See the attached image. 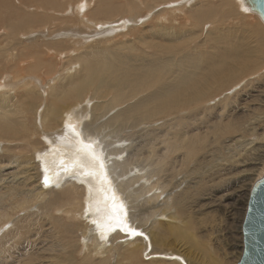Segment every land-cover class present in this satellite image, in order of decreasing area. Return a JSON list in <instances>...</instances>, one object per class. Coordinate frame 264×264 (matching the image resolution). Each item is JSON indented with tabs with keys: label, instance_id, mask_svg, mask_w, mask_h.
<instances>
[{
	"label": "bare ground",
	"instance_id": "6f19581e",
	"mask_svg": "<svg viewBox=\"0 0 264 264\" xmlns=\"http://www.w3.org/2000/svg\"><path fill=\"white\" fill-rule=\"evenodd\" d=\"M31 1L18 3L17 6L19 10L28 12L21 20L35 28L21 26L14 30L11 27L0 29V32L4 30V34L11 35L5 46L0 45V231L6 224L13 225L10 231L1 233L0 264L19 263L18 251L24 247L21 241L33 226L34 214L46 218L49 226L46 235L56 239L53 241L48 238L52 240L50 248L56 247L60 253H52L57 258L56 263L53 262L55 264H109L115 260V264H139L142 249L149 264H186L184 256L180 257L182 255L177 253L163 254L166 253L165 249L159 255L156 253L158 248L154 247L155 236H159L156 237L159 244L160 240L163 242L162 237L159 240L160 236L166 231L167 234L184 233L179 226L182 222H179L180 215L184 214L183 193L172 196L184 181L177 180L175 185L165 182L160 184L158 175L164 168L167 156L182 151L180 156L186 157H176L175 165L170 169L174 174L177 158L190 161L203 150V155H208L207 148L218 141L215 138L221 139L230 129L236 136L239 134L240 139L233 142L236 144L243 139L241 133H244L245 128L252 127L245 120L246 116L244 120L243 117L229 119L232 115H226L224 111L228 106L227 101L236 97L243 85L251 84L264 70V23L260 15L253 12L244 0ZM4 4L5 0H0V5ZM125 6L129 7V11H125ZM146 7L149 10L160 8L158 11L152 9L153 13L146 12V15L153 16L151 22L164 20L160 17L165 16L167 10L174 12L177 17L171 20L175 27H168H178V30L186 25H204L206 21L214 25L217 22H214L215 17L224 10H228L235 20L244 15L248 22L250 19L256 22L255 27L250 24L245 27L252 37L236 33V27L241 26L237 21L220 33H216L222 30L219 28H216L218 30L215 33L214 30H206L210 32L206 42L211 48L214 47L211 52L205 51L203 43L200 47L205 50L194 47V51L189 53L190 48H186L187 53L181 55V47L175 49L166 43L144 45L143 49H137L143 55H128L124 51V40L120 42L121 38L147 23L137 15L139 9L143 11ZM247 12L255 14V18ZM71 18L73 21H70ZM4 20L0 12V21ZM5 23L6 20L4 26ZM73 25L95 31L86 39H81L77 34L71 35L72 31L67 34ZM150 27L166 32V26L158 25L157 22ZM28 32H35L37 37L33 39V35H25ZM173 33H170L171 36H174ZM212 33L216 35L215 38ZM165 34L163 36H167ZM190 34L192 36L193 33ZM193 37L198 38L199 34ZM106 42H110L107 46L114 45L113 48H99ZM17 46L19 49L16 50ZM131 49L136 51V48ZM156 53H161V56L154 59ZM174 55H178L179 59ZM42 70L43 73H40ZM160 80L165 82L157 85ZM232 83L234 86L224 91ZM90 91L92 95L89 99L99 100L100 104L85 100ZM220 91L224 92L217 96ZM107 95L109 100L104 103ZM221 96H224L220 99L223 106H219L218 112L217 100ZM228 96L231 98H226ZM116 106L122 108L113 111ZM200 110L214 115L213 122L206 130L213 133L211 138L214 136L216 141H207L206 136L190 128L198 120L201 125L207 120L205 117L198 118ZM161 127L165 128L161 133H167L170 145L164 143V146L156 149V144H153L147 148L150 141L157 140L159 133H156ZM58 129L57 138L63 137L67 144L77 148V152L56 153L54 157L58 162L57 165L52 164L55 168L52 169L46 162L50 158L44 159L46 152L43 148H47L54 136L53 132L56 133ZM191 130L192 133L188 134ZM34 136L36 140L31 142L29 139ZM142 139L146 142H142ZM59 144L68 146L64 140H60ZM125 151L128 153L124 159L120 153ZM137 160L140 161L137 164L140 165L139 171L131 165L132 170H135L131 172L129 165H135ZM178 164L180 170L185 167L182 161ZM259 165L260 162L253 165L249 170L250 175H255ZM262 165L253 185L264 176V162L261 161ZM59 166L62 168L61 173L57 170ZM146 166L149 168L146 169ZM10 168L13 170L9 171ZM166 169L169 170L168 167ZM163 171L165 174L168 172L165 169ZM140 179L144 180L145 185L136 188L138 182L141 184ZM139 194L145 196L143 202ZM158 200H161L162 209L169 210L172 206L180 208L175 214H169V222L165 227L155 221L147 223L154 214H161L160 207L156 206ZM144 206L147 208L143 209ZM245 206L246 203L241 210V228ZM140 225L144 227L142 230L139 229ZM61 228L71 234L72 240L65 233L60 238ZM131 229L141 235H131ZM113 240L122 242L114 247ZM78 241L86 251H92L91 245L94 247L97 251L95 261L86 258L85 254L84 257L81 255L79 261L75 260ZM70 244H75V249L69 250ZM15 246L18 250H14ZM49 250L51 253L52 249ZM101 255H106V259H100ZM121 255L128 256V259L119 260ZM217 264L224 262L218 261Z\"/></svg>",
	"mask_w": 264,
	"mask_h": 264
},
{
	"label": "rangeland",
	"instance_id": "374dc122",
	"mask_svg": "<svg viewBox=\"0 0 264 264\" xmlns=\"http://www.w3.org/2000/svg\"><path fill=\"white\" fill-rule=\"evenodd\" d=\"M5 2H6V4H4L3 6L0 5V12H2V17L6 20L5 26H4L5 20H4V22L0 21V29L1 30L6 29L7 27H11L13 30L19 29V28H21V26L34 27L33 25H31L29 23H25L24 20H21V19H23L24 16L28 15V12L23 10V9L19 10V8L17 6L18 3L22 2V4H25L26 2H32L31 0H5ZM152 2L153 1H151V3ZM154 2H156V1H154ZM155 7L152 8L154 11H158V9L160 10L159 7H157V9ZM148 8L143 10V11L141 9H139L140 11L137 10L138 11L137 15L139 16V18L142 21L145 20V22H147V23H145L144 25H141V26L139 25L140 28L137 27L138 29H136L134 31H130V33H128L127 35H125L121 38L120 42L122 43V40H124V44H126L124 51L128 55H131V54L143 55V53H141V51H138V50L143 49L142 47L144 45L145 46H156V44L166 45V43L169 45V46L167 45L168 47H174L175 49H178L179 47H181V49L179 51V52H181L180 53L181 55H184V52L187 53L186 51H188L187 49H189V48H190L189 53L193 52L194 47H198L199 50H205L206 49L205 51L211 52L212 48H214V47L211 48V45H209V42H206V36L208 37L211 31L214 30L213 32L215 33V30H218L216 28H219L222 30H220L219 32H216V33H220L223 30H227V28H229V26L235 25V23L237 21L238 24L239 23L241 24V26L236 27V29H238V32L236 30V33L237 34L239 33V34L246 36V37H249V36L252 37L253 35L252 34L250 35V33H248V31L245 27L249 24L252 25L253 27H255V22H256V20L253 21V19H250V22H248V20L245 17H243L244 15H242V17L240 16L238 18V20H235L232 17V14L228 10H224V11H222L221 14L216 16L217 18L215 17L214 22L216 20H217V22L214 25H211L210 22L206 21L204 23V25L198 24V26L195 25L194 27H192V26L189 27V25H186L187 27L184 26V28L181 27V29L178 30L179 29L178 27L176 29L173 28V27H175L174 26L175 24L172 23V20H171L172 17H177L176 14H174V12H171V10H167L168 12L165 13L166 15L163 17H160V18H163L164 20L158 19L157 21L155 20L154 22H151V20H152L151 17H153V16L152 15H150V16L146 15L147 14L146 12L149 11V13H153L154 11L152 9L149 10ZM124 9H125V11H129L128 6L127 7L125 6ZM144 11H145V13L142 14ZM134 12H136V11H134ZM251 13H248V14H250L252 17L255 18L256 15L255 14L253 15V13L252 14ZM169 14H171V17ZM116 16L120 17L119 14H117ZM142 17H144V18H142ZM71 20L73 21V18H71L70 21ZM14 22L16 23L15 25H13ZM68 22H69V20H68ZM156 22L158 25H165L166 26V27H164V29L166 31L165 33H167V36H163V34L164 35H166V34L164 32L162 33L161 29H158V30L162 34H160V32L156 28L155 29L153 28L154 29V31H153V29L150 26H152V27L155 26ZM71 25H72V23L68 26L70 27ZM172 25H173L172 28L168 27V26H172ZM68 26H66V27H68ZM146 26H149V27L146 28ZM72 27L73 28L71 30H68L67 31L68 33L67 32L66 33L69 34V32L72 31V33H70L71 35L77 34L81 39H83V38L86 39L88 36L92 35L91 32L95 31L92 28L86 29L83 26L78 27V26L73 25ZM191 28L194 31H192ZM131 29H133V28H131ZM189 30L192 32H190ZM206 30H208V31L210 30V32L207 33L208 31L206 32ZM3 31L0 32V34H3L2 37H0V45L1 46H5L6 41H8V39H10V36H11L10 33L4 34ZM173 31H174L173 34L175 37L173 35H172L173 37L171 36ZM233 31H235V30H233ZM6 32H12V31L7 30ZM73 32H75V33H73ZM168 32H169V34H168ZM177 32H179V33L175 35V33H177ZM190 33H193L194 35L192 34V36H190L191 35ZM214 33H212V34H214ZM195 34H199V37L194 38L193 36H195ZM25 35H27V36L33 35L32 36L33 39L37 37L35 32H31V33L28 32V33H25ZM181 36H182V38H181ZM213 36L215 38L216 35L214 34ZM213 36H210V38L213 39ZM178 37H180V39ZM192 41H193V43H192ZM110 42L113 43L112 40ZM110 42H106L105 45H100L99 48L104 49V50H106V49L110 50L114 46V45L107 46V44H109ZM171 43H174V44H171ZM203 43L205 44V49L200 47V45ZM13 44L16 45V43H13ZM131 48H134V49L136 48V51H133V49H131ZM17 49H19L18 46L16 47V50ZM147 52H153V51L147 50ZM160 56H161V53H156L154 56V59L159 58ZM174 56L176 59H179L178 55H174ZM262 67H264V65H262ZM40 73H43V70ZM163 82H165V81L160 80L157 85H159ZM233 86H234V83H232L230 86H228V88L226 87L227 89H224V91L231 89ZM243 86H244L243 89H241L240 93L238 95H236V97H234L231 100L227 99L228 100L227 101L228 106L226 108L227 111H226V109L224 111V113L226 115H230V114L232 115L230 118L228 116L229 119H231L232 117L242 119L241 117H243V120H244V118L246 116L245 120L249 121L252 124L251 125L252 127L248 128V129L245 128L246 132L244 131V133L242 132L243 134L241 133V137L243 139L240 141L242 143L240 141H238L237 142L238 144L236 143L237 145L233 144L234 141H237V139L239 140L240 138L238 136L239 134L236 136L235 132H232L231 129H230L231 132L228 130L227 131L228 134L226 133L225 135L221 136L220 137L221 139L215 138L218 141L213 139L214 136H213V138H211L213 133H209V130H206V129L208 128V126H210V123L213 122L212 120L214 118V115L210 114V113H204V111L200 110V112H199L200 115L198 116V118L205 117L207 120L202 125H201V121L198 120V121L192 123L190 128L199 134H203L204 137L206 136L205 138L207 141L208 140L210 141L212 139H213V141L214 140L216 141V142H214L215 145L212 144L210 146L211 148H209L212 153L207 148L208 152H206V153H208V155L207 154L203 155L205 153V151L203 150V151H200L199 154H196L195 157H193L192 160L189 161L187 159L182 160L181 158H186V157L180 156L182 154V151H178L175 155H173V154L169 155V156H167L168 158L166 160L164 159L165 160L163 163L164 168H162V170H160V174L158 175L160 177L159 183L161 184V182H165V183H168L171 185L174 183L176 184V181L180 180V179H182V182L184 181L183 182L184 184H182L180 187H178L173 192L172 196L174 197V195L177 196L178 193L179 194L183 193V196H181V198H182V202L184 204L183 205L184 214L186 216L184 214H181V215H184L186 218L182 219V217H184V216L181 217V215L179 214L180 215L179 222L182 221L179 223V226L182 229H180V228H178V229H180L181 231H184V233L182 232L181 235H179V234L177 235L171 231H168L171 233L167 234V231H166V233L161 235L159 238V240L161 239V237L164 239V240L162 239L163 242H161V240L159 241L160 245L163 244L162 246H159V244H158L157 238L159 236H155L156 240L155 239H153V240L155 243L154 247H156V249L158 248V250H156L157 254L161 255L164 251L162 249H165L166 253H163V254H166V255H172L171 253H173V254L177 253L179 256L182 255L180 257L184 256L183 258H185V261H187V263L185 262L186 264H198V263L199 264H217L218 261L221 263L224 262V264H238L237 262L239 261V259L241 257V253H242L241 248L243 249V246H242L243 245L242 244V229L240 226L241 225L240 221L242 220V219L240 220V218H241L243 213L241 210L243 209L244 203H246V205H247V201H248V197H249L248 194H249L251 186L254 183V179L256 178L255 175H258V173L261 171L260 169L263 168V165L261 166V161L264 162V157H263L264 156V150H263L264 149V136H263L264 135V70L262 71V74L260 76H258L255 80L251 81V84L248 83L247 85H243ZM224 91H220L216 95L218 96ZM91 95H92V92L90 91L89 94H87L88 98L87 97L85 98V100H87L88 103H91V102H92L91 104H96V103L100 104L101 103L99 100L93 101L92 99H89L91 97ZM108 96L109 95H107L105 97V99L103 101L104 103H107V101L109 100V99H107ZM223 98H224V96H221V97H219V101L217 100L218 106L217 105L216 106L218 108L216 107V110H218V112L220 111V108H221V107L219 108V106H223V104L221 103V100H220ZM226 98H231V96H228ZM209 104H211V103H209ZM115 108L116 109L113 111L120 110L122 107L116 106ZM183 110L187 111V109H183ZM109 113H107V115ZM105 118H107V116ZM105 118H104V120H105ZM252 128H253V130H252ZM177 129L179 130V128H177ZM249 129H251V130L248 131ZM162 130H165V128L161 127L157 131L156 134L159 133L157 140L156 141H150V144L146 145L147 148L151 147L153 144H156L155 145L156 149L157 148L160 149L161 146H164V143L167 144L168 146L170 145L171 140L169 139V137L167 136V133L165 131L163 133H161ZM187 130H189V127H187ZM58 133H59V129L56 130V133L53 132L54 136L48 142L47 148H43V151L46 152V156H44V159L46 160V158H50V159L46 160V162L50 165V168H52V169H55V168H53L54 165H52V164L57 165V162H58V161L57 162L55 161L56 158L54 157L56 155V153L61 152V151H64V152L65 151H73L74 153L77 152V148H74L72 145L67 144L66 140L63 137L57 138V136H59V135H57ZM191 133H192V130L189 131L188 134H191ZM215 137H216V135H215ZM207 138H209V139H207ZM29 140L32 142V141H35L36 138H35V136L30 137ZM60 140H64V142L68 146L64 147L63 144H59ZM144 140L145 139H142V142L145 143L146 141H144ZM207 141L205 142L206 144H208ZM147 143H148V141H147ZM245 143H248V144H245ZM25 145H27V144H25ZM158 146H160V147H158ZM143 149H145V148H143ZM202 152H204V153H202ZM127 153H128V151H125L124 153H120V154L125 159L127 157ZM209 153H210V155H209ZM178 156L181 158H177L176 167H175L176 171H174V174H172L170 172V169L175 165L176 157H178ZM179 161H182L183 164L185 165V167L182 168L183 171L180 170L181 168H179V166H178ZM137 162H139V163H137ZM259 162H260V165L258 166V168L260 167L259 170L255 173L254 176L250 175L249 170L252 169L254 164L259 163ZM137 164H140V161L137 160V161H135V165L130 164L129 166L133 165L134 167L137 168L135 170L138 172L140 165L138 166ZM238 164H240V165H238ZM133 166H131V168H130L131 172L132 171L135 172V170H132ZM177 166L179 168L178 171L176 169ZM167 167L169 168V170L166 169ZM148 168L149 167L146 166V169H148ZM164 169L167 170L168 172H170V174L168 172L165 174V172L163 171ZM12 170L13 169L10 168L9 171H12ZM57 170L60 173L62 172V168L60 166L58 167ZM9 171H7V172H9ZM162 175H164L165 177ZM166 175H169L171 177L174 176V177L171 178L169 176L167 177ZM156 178L157 177L154 176V180H156ZM145 179H147V178H145ZM141 180L142 179L139 180L141 182V184L138 182L136 188H139L141 185H145L144 180L143 181H141ZM168 190H169V188H168ZM184 192H185L186 197H184ZM148 195L150 196L151 192L148 193ZM144 197L145 196H141V198H142L141 199L138 196V198L140 200H142V202L145 199ZM160 198L162 200L163 197H160ZM184 199H185V201H184ZM161 200L160 201L158 200L157 201L158 203L156 202L157 203L156 206L160 207ZM186 202H188V203H186ZM162 206L163 205H161V207ZM161 207L159 208L160 209L159 212L161 214H159V213L154 214V216L151 218V220H149L147 223L152 224L155 221L154 223H159L158 225H162V226L164 225L163 227H165V225L168 224L167 222H169L168 217L172 214H175L176 211L178 209H180L177 206H172L169 208V210L168 209H162L163 207L162 208ZM146 208H147L146 206L143 207V209H146ZM245 208H246V206H245ZM156 210H157V208H156ZM164 210H166V211L168 210V211L166 212ZM187 215H188V217H187ZM56 216H60V215H56ZM66 218H68V217H66ZM243 219H244V216H243ZM32 221H33V226L31 228V230L27 233V235H24V234L18 235V236L24 235L23 239L21 241V243L24 247H21L18 251V253H20L18 264H48V263L51 264L53 262L56 263L57 258H55L52 253H54L56 255H58L60 253L57 252L58 250L56 249V247L54 248V249H56V251L53 248H50L49 244L52 242V240L55 241L56 239L54 240V238L47 237V235H46V234H48V228H49L48 223L46 222V218H44V217L42 218V215L34 214V216L32 217ZM151 221H153V222H151ZM9 225H11V224H6L2 228V230L0 231V236H1V233L7 232L6 230L10 231V229L13 228L12 227L13 225H11V226H9ZM140 226L141 227L139 229L142 230L144 227H142V225H140ZM153 229H155V231H156V228H153ZM164 229L165 228H163V230ZM64 230H65L64 228H61L60 231H62L63 233L59 232L60 238H62V236H63L62 234H64V233L67 234L69 238H71V234H69L66 230L65 231ZM46 238H47V240H46ZM48 238L52 239V240H49ZM189 239H190V241H189ZM48 240H49V242H47ZM70 240H72V238ZM79 240L82 241L83 239L80 238ZM109 240L110 239L107 240L105 247H106V245H108L107 243ZM188 241H189V243H188ZM121 242H122V240H120V241L119 240H116V241L113 240V243H114L113 246L115 245L114 247H116ZM82 243H83V241H82ZM154 243H153V245H154ZM45 245H46V247H45ZM76 245H78V248L75 250L76 252L74 254L76 261H79L82 256L84 257V254L87 255L85 257L88 258L89 260L95 261V258L97 257V254H96L97 251L94 249V247L92 245L90 246V248L92 250V251H90L91 253L89 251H86L85 248L82 246V244L79 241ZM76 245L70 244L69 250L75 249V248H73V246H76ZM47 246L49 249H52L51 253H50V250L47 248ZM167 249H169V250H167ZM14 250H18L16 248V246H15ZM48 250H49V253H48ZM168 252H169V254H168ZM144 253L145 252L142 249V252L139 255L140 258H141V256H142V258H141V263H139V264H149L150 263L148 261V259H146V257H145L146 254L143 255ZM94 255L96 257H94ZM14 256H16V255H14ZM92 256H93V258H92ZM205 256H207V257H205ZM143 257H145V258H143ZM208 258L210 260H208ZM100 259H106V255H101ZM126 259H128V256H126V255L119 256V260H121V261H124ZM115 261H113V263L111 261L109 264H115ZM55 263H53V264H55ZM156 264H158V263L156 262Z\"/></svg>",
	"mask_w": 264,
	"mask_h": 264
},
{
	"label": "water",
	"instance_id": "95a60500",
	"mask_svg": "<svg viewBox=\"0 0 264 264\" xmlns=\"http://www.w3.org/2000/svg\"><path fill=\"white\" fill-rule=\"evenodd\" d=\"M264 23V0H244ZM242 224L243 251L238 264H264V176L249 192Z\"/></svg>",
	"mask_w": 264,
	"mask_h": 264
},
{
	"label": "snow or ice",
	"instance_id": "6c2138e0",
	"mask_svg": "<svg viewBox=\"0 0 264 264\" xmlns=\"http://www.w3.org/2000/svg\"><path fill=\"white\" fill-rule=\"evenodd\" d=\"M45 183H47V178H45ZM131 235L136 236V235H141V233L137 232L135 229L130 230Z\"/></svg>",
	"mask_w": 264,
	"mask_h": 264
}]
</instances>
